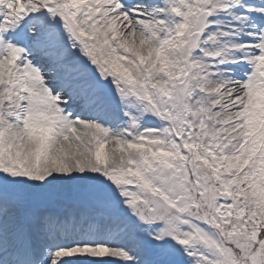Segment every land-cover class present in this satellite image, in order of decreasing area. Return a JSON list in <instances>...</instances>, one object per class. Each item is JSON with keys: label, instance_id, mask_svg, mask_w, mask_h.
Wrapping results in <instances>:
<instances>
[{"label": "snow or ice", "instance_id": "obj_1", "mask_svg": "<svg viewBox=\"0 0 264 264\" xmlns=\"http://www.w3.org/2000/svg\"><path fill=\"white\" fill-rule=\"evenodd\" d=\"M0 264H264V0H0Z\"/></svg>", "mask_w": 264, "mask_h": 264}]
</instances>
